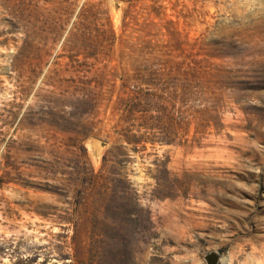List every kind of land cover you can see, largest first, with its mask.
Here are the masks:
<instances>
[{
    "label": "rangeland",
    "instance_id": "obj_1",
    "mask_svg": "<svg viewBox=\"0 0 264 264\" xmlns=\"http://www.w3.org/2000/svg\"><path fill=\"white\" fill-rule=\"evenodd\" d=\"M214 251L264 264V0H0V264Z\"/></svg>",
    "mask_w": 264,
    "mask_h": 264
},
{
    "label": "water",
    "instance_id": "obj_2",
    "mask_svg": "<svg viewBox=\"0 0 264 264\" xmlns=\"http://www.w3.org/2000/svg\"><path fill=\"white\" fill-rule=\"evenodd\" d=\"M205 259L207 261L208 264H218L220 259H221V255L218 252H210L205 256Z\"/></svg>",
    "mask_w": 264,
    "mask_h": 264
},
{
    "label": "trees",
    "instance_id": "obj_3",
    "mask_svg": "<svg viewBox=\"0 0 264 264\" xmlns=\"http://www.w3.org/2000/svg\"><path fill=\"white\" fill-rule=\"evenodd\" d=\"M105 158H106V156H105ZM92 176H93V178H96L98 175L93 174ZM74 239H76V236H74ZM76 249H77V248H76Z\"/></svg>",
    "mask_w": 264,
    "mask_h": 264
}]
</instances>
